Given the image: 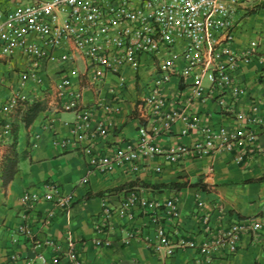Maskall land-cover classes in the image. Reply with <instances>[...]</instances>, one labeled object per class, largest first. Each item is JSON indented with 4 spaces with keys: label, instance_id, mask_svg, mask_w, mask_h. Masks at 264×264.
<instances>
[{
    "label": "built area",
    "instance_id": "obj_1",
    "mask_svg": "<svg viewBox=\"0 0 264 264\" xmlns=\"http://www.w3.org/2000/svg\"><path fill=\"white\" fill-rule=\"evenodd\" d=\"M255 1L15 0L0 4V165L5 146L13 140L15 116L28 102L47 103L50 94L55 96L51 104L57 112L75 113L69 137L62 143L87 142L83 151L92 171L121 164L137 169L135 163L144 157L163 156L178 163L187 157L230 152L237 146L242 147L241 160L252 151L257 133L250 127L253 115L238 107L248 89L237 76L242 64L258 54L259 41H250L238 52L233 40L239 20ZM51 64H55L53 75ZM109 75L115 83L107 84ZM81 78L90 88L108 90L112 98L85 102ZM131 78L142 92L136 104L148 125L139 128L136 143L102 152L93 142L115 125ZM208 100L232 116L233 125L212 126L188 110V104ZM100 110L103 118H96ZM179 122L185 124L183 134L197 131L200 136L191 144L167 149L155 143L161 130L169 131ZM74 197L52 182L44 184L42 191H26L20 198L26 215L16 234L57 248L53 238L37 237L34 224L49 226L58 213L74 204ZM42 201L51 207L39 214L36 208ZM205 207V199L198 196L191 212L195 223L188 228L178 196L160 198L135 188L113 189L103 195L93 241L99 247L111 246L110 234L120 226L122 245L141 241L164 259L193 250L195 255L187 264H234L231 259L243 235L250 234L264 264V215L215 219ZM64 258L71 264H87L75 243L65 253L57 250L51 259L42 256V263L62 264ZM11 259L19 260L16 254Z\"/></svg>",
    "mask_w": 264,
    "mask_h": 264
},
{
    "label": "crops",
    "instance_id": "obj_2",
    "mask_svg": "<svg viewBox=\"0 0 264 264\" xmlns=\"http://www.w3.org/2000/svg\"><path fill=\"white\" fill-rule=\"evenodd\" d=\"M14 1L0 0V4L11 5ZM254 3L256 1L250 3L247 10ZM252 40L259 41V52L251 62L242 64L237 76V81L248 89V95L240 99L238 107L244 113L253 115L250 127L256 131L257 138L252 151L243 155L241 160L238 157L242 147L237 146L230 152H216L203 158L187 157L178 163H170L163 156L144 157L135 163L137 169L121 164L106 171H92L83 151L87 142L65 146L61 141L69 137V124L75 120L74 112H57L51 104L55 96L50 94L49 104L45 103L46 109L26 127L22 120L23 107L15 116L14 123L18 126V171L7 185H4L2 172L0 175V264H43L42 256L51 259L57 250L65 253L72 243L81 248L87 264H187L191 261L195 255L193 250L164 259L141 241L122 245L119 241L123 234L120 226L110 234L114 240L111 246H96L93 239L98 234L94 220L102 210L103 195L113 189L133 187L155 197L178 196L188 228L195 223L191 212L200 195L206 201L205 211L213 214L215 219L235 220L264 215V7L242 16L235 29L233 47L242 52ZM54 67L55 64L50 65L51 75L54 74ZM80 81L85 102L112 98L108 90H95L88 87L84 79ZM133 81L131 78L115 125L106 136L97 137L93 142L102 152L136 143L140 136L139 128L148 125V120L141 117L136 104L142 92ZM115 82L116 78L109 75L107 84ZM3 93H7V89ZM187 107L212 126L233 125L235 122L213 100L192 102ZM103 115L100 110L96 118H103ZM184 126L183 122H179L169 131L161 130L154 139L155 143L165 149L172 145L191 144L200 134L197 131L183 134L181 130ZM11 143L5 146L3 158L9 153ZM156 166L162 169L157 171ZM84 178L88 179L86 183L82 182ZM48 182L59 184L65 193L75 196L74 204L58 213L49 226L41 228L39 223L34 224L37 237L53 238L57 248L37 245L28 237L16 234V227L26 215L20 202L21 196L28 190L42 191ZM49 207L50 203L42 201L36 212L40 214ZM141 221L144 224L147 218ZM253 243L250 234L243 235L242 245L232 262L263 264L259 262L262 251ZM13 254L19 260H12ZM62 264L71 263L64 258Z\"/></svg>",
    "mask_w": 264,
    "mask_h": 264
},
{
    "label": "trees",
    "instance_id": "obj_3",
    "mask_svg": "<svg viewBox=\"0 0 264 264\" xmlns=\"http://www.w3.org/2000/svg\"><path fill=\"white\" fill-rule=\"evenodd\" d=\"M253 12V11H251ZM23 109V108H22ZM46 109L45 101L43 100H35L33 102H28L24 111L22 112V120L25 123L26 127H29L38 115ZM17 142H18V126H14L13 129V141L10 145L9 153L3 158L1 162V172L2 178L4 181V185L9 184L15 174L18 171L19 164V152L17 150ZM133 188V187H129Z\"/></svg>",
    "mask_w": 264,
    "mask_h": 264
},
{
    "label": "rangeland",
    "instance_id": "obj_4",
    "mask_svg": "<svg viewBox=\"0 0 264 264\" xmlns=\"http://www.w3.org/2000/svg\"><path fill=\"white\" fill-rule=\"evenodd\" d=\"M260 7H264V0H256L248 11H257Z\"/></svg>",
    "mask_w": 264,
    "mask_h": 264
}]
</instances>
